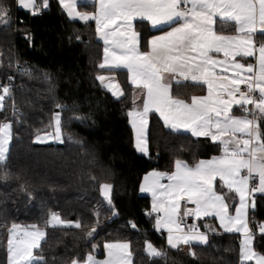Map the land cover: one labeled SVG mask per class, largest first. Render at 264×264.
<instances>
[{"label":"trees","instance_id":"16d2710c","mask_svg":"<svg viewBox=\"0 0 264 264\" xmlns=\"http://www.w3.org/2000/svg\"><path fill=\"white\" fill-rule=\"evenodd\" d=\"M8 3L11 24L0 27V84H8L12 78L11 95L0 110V124L11 121L7 159L0 163V264H5V233L12 224L45 230L41 247L34 251L44 261L33 264H70L73 258L82 261L90 252L102 257L104 244L111 241L130 242L132 264H241L238 234L209 232L207 244L191 246L195 256L189 250L168 247L164 233L154 229L155 219L145 215L150 197L139 192L146 172L170 173L177 158L193 165L219 155L220 143L190 133H171L152 113L150 153H138L128 119L133 91L126 75L115 72L123 89L120 99L96 79L103 69L102 43L95 24L69 19L57 0H48V7L35 15L17 8L15 0ZM38 3L42 5L43 0ZM224 30L233 32L234 28ZM155 32L147 29L144 36ZM44 73L50 74L54 92H49ZM197 88L172 83L171 93L189 99ZM57 103L66 109L61 113V142L36 143L37 135L53 130ZM12 104L20 109L19 115L11 114ZM232 112L245 114L237 109ZM259 123L264 130V121ZM101 184L112 185L111 207L101 195ZM253 202L249 221L254 249L264 253V238L256 233V225L264 222V194L253 195ZM97 209L99 226L89 239L85 234L96 225ZM53 214L63 221H82V228L50 226ZM130 221L137 225L135 229ZM201 223L197 220V228L205 231ZM145 241L165 255H147ZM93 244L97 246L94 251Z\"/></svg>","mask_w":264,"mask_h":264},{"label":"snow or ice","instance_id":"6c2138e0","mask_svg":"<svg viewBox=\"0 0 264 264\" xmlns=\"http://www.w3.org/2000/svg\"><path fill=\"white\" fill-rule=\"evenodd\" d=\"M15 3L17 8L33 15L48 7V0H43L42 5L37 0H15ZM60 4L70 18L95 21L96 34L105 45L104 62L100 67H107L108 71L126 68L130 84L142 93L137 95L134 91L133 110L128 112L130 117L134 112L136 114V119L130 120V123L134 130L133 147L137 152L150 153L149 115L153 112L158 114L164 128L170 129L171 133L179 134L184 129L193 137H207L214 143H220V156L201 159L194 165L177 158L172 172L158 173L153 170L145 175L144 179L149 183L141 184V192H151L153 197L151 209L145 215L151 217L156 213L155 226L157 230L161 226L167 229L170 248L189 245V254L195 256L191 251L192 242L205 244L207 231H215L205 226L206 231L200 232L195 225L181 231L178 224L181 210L184 217L214 215L224 231L243 233L241 264L252 260L255 264H264V253L255 251L251 246L254 233L247 219L249 193H264V130L259 123L264 121V43L257 45L253 39L258 29L264 34V0H94L95 12L91 13L76 11L75 0H60ZM11 11L8 0H0V27L10 26ZM217 16L222 21H234L236 34H218L214 29ZM165 28L168 30L165 31ZM147 29L157 30L160 34L145 37ZM76 39L81 42L80 36ZM213 52L223 53L225 59L214 58L210 55ZM257 52V66L236 59L254 56ZM218 65L222 73L231 70V76L221 79L215 72ZM177 74L185 80H203L208 85V95L192 96L191 103L174 96L170 88ZM43 78L49 83V92H54L55 85L50 74L44 73ZM96 79L104 84L106 78L98 75ZM11 80L9 77V83L0 89V108L11 95ZM105 87L113 97L122 98L123 92L118 85L109 83ZM137 100H142V109ZM233 105L242 109L245 115H232L230 110ZM56 108L59 111L52 115L58 138L62 127L61 113L66 109L60 103L56 104ZM13 113L16 114L15 104ZM10 129L11 122L0 124V163L7 159L5 136L10 137ZM237 132L240 137L234 135ZM161 176H167L170 183L161 185ZM255 177H258L259 183L250 185L249 181ZM100 189L111 207L112 185L101 184ZM231 193L239 198L235 205L229 203L234 198ZM189 204L194 207L189 208ZM232 207H235L234 215L231 214ZM251 207L255 208L254 202ZM161 212L163 215H160ZM94 215L97 217L96 225L85 234L89 239L94 238L99 226V209ZM52 219L60 225L74 224L76 228H82V221L79 220L63 221L57 214H53L49 223ZM129 223L133 229L137 227L134 222ZM16 227L12 226L13 229ZM256 228L264 238V222L257 224ZM44 237L45 233L37 229L26 232L22 242L14 245L10 230L7 264L44 261L43 256L35 257L32 252L41 247ZM96 247L92 245L93 251ZM129 248L130 242L127 241L106 242L104 260H97L90 252L82 261L77 257L70 264H131ZM145 252L150 257L165 255L149 241H145Z\"/></svg>","mask_w":264,"mask_h":264},{"label":"crops","instance_id":"0c3cea01","mask_svg":"<svg viewBox=\"0 0 264 264\" xmlns=\"http://www.w3.org/2000/svg\"><path fill=\"white\" fill-rule=\"evenodd\" d=\"M58 1V3L60 4V0H57ZM37 2H38V0H37ZM75 2H76V11H78V12H95V4H94V0H75ZM39 4V3H38ZM61 5V4H60ZM89 5H92L93 6V8L92 9H85V8H83V7H87V6H89ZM62 7V6H61ZM22 9V8H21ZM62 9H63V11L65 12V14L67 15V12H66V10L62 7ZM68 16V15H67ZM68 18L69 19H71V20H75V21H79V22H84V21H81V20H79V19H77V18H70L69 16H68ZM215 19H216V24L214 25V29H215V31L218 33V34H224V35H235L236 33H235V22L234 21H231V20H227V19H225V20H221L220 19V17L219 16H217V17H215ZM87 22H92V23H94L95 24V27H96V23H95V21L94 20H89V21H87ZM219 24V28H220V30H218L217 29V25ZM233 26V28H234V31L233 32H226V30H224V29H228L230 26ZM223 27V28H222ZM151 30H153V29H151ZM165 31H167L168 29L167 28H165L164 29ZM223 30V31H222ZM154 31H156L153 35H159L160 34V32L159 31H157V30H154ZM98 37V36H97ZM111 38V37H110ZM255 41L256 40H261V41H263L264 42V34H261L260 32H259V29L257 30V34L254 36V38H253ZM98 40H100V42L102 43V60H101V63H103L104 62V41L101 39V38H99L98 37ZM141 50L143 51L144 49L143 48H141ZM210 55H212L214 58H216V59H219V60H224L225 59V57H224V55H223V53H215V52H213V53H210ZM259 55V53L257 52L254 56H250V57H243V58H241V57H236V59H239L240 60V62L241 63H249V64H252V65H254V66H257V56ZM229 59H231V57H229ZM100 63V64H101ZM101 68V67H100ZM101 69H103V72H101L100 74H99V76H104L106 79H105V82H104V84H102L101 83V81H99L98 80V82H99V84L103 87V88H105L107 91H109L108 90V88L107 87H105V85L106 84H109V83H111L113 86H119V88H120V90L123 92V89H122V86H121V84H120V80H119V77L117 76V74L115 73V72H122V73H124L125 75H126V78H127V81H128V83L130 84V82H129V80H128V72H127V69L126 68H120V69H117L116 71H108L107 70V67H105V68H101ZM215 72L217 73V74H219V76H220V78L221 79H223L225 76H231V70H229V72L228 73H222L221 72V69H220V66L218 65L217 66V68L215 69ZM177 80L179 81V83L180 84H184V83H189V84H193V85H195V86H197L198 88L197 89H199V91H197L196 93H194V94H192L191 96H190V98L189 99H184V98H180V97H177V98H180V99H184L185 100V102L186 103H191V97L192 96H200V97H204V96H207L208 95V85L206 84V83H204L203 82V80H200V81H192L190 78L189 79H187V80H185V79H183L182 77H179V75L177 74V79H174V80H172V82H171V85H172V83H178L177 82ZM131 85V84H130ZM131 87H132V91H133V94H134V91H136V94L137 95H142V93L141 92H139L138 90H134V88H133V86L131 85ZM215 91V90H214ZM110 92V91H109ZM170 92H171V88H170ZM111 93V92H110ZM0 94H2V93H0ZM137 103L139 104V106H140V108L142 109V100H137ZM249 107H251V106H249ZM2 108H0V110H1ZM233 109H237V110H240V111H243L242 109H240L238 106H236V105H233V107H232V109L230 110L231 111V114L232 115H234V116H244L245 114H235V113H233L232 112V110ZM130 110H133V103H132V107L128 110V112L130 111ZM154 113V112H153ZM152 113H150V115H151ZM154 114H156V113H154ZM150 115H149V117H150ZM157 116H158V114H156ZM159 117V116H158ZM249 118H251V116H249ZM128 119H129V123H130V120H135L136 119V114H135V112H134V114H133V116L132 117H130L129 115H128ZM163 123V122H162ZM130 126H131V128H132V131H133V144H134V130H133V127H132V124L130 123ZM54 131L56 130V133L54 132L53 134V138H51L52 139V141L53 142H49L50 141V139L49 138H47L46 137V139H44L43 140V142L42 143H45V144H48V143H59V142H61V134L59 133V137L57 138V128H56V124H55V122H54ZM180 132H184V133H190V132H188V131H186V130H184V129H181V131ZM191 134V133H190ZM235 136H237V137H240L241 136V134L240 133H235L234 134ZM230 137H225V139H229ZM243 139H246L247 137H242ZM5 139H6V147H7V153H6V156H7V154H8V150H9V146H10V140H11V129H10V137L9 136H5ZM216 142H219V141H216ZM139 153V152H138ZM140 154H143V153H140ZM143 155H145V154H143ZM220 155H222V152L219 154V155H215V156H220ZM213 157V156H212ZM212 157H209V158H206V159H203V160H208V159H211ZM189 165V164H188ZM194 165V164H193ZM174 170V169H173ZM172 170V171H173ZM153 170H150V171H148V172H146L144 175H143V177H142V179H141V182H140V186H139V192H140V194H142V195H147V196H149L150 197V209H151V206H152V202H153V197H152V194H151V192H148V191H145V192H141V184L143 183V184H145V185H147L148 183H149V181H146L144 178H145V175L147 174V173H150V172H152ZM156 172H158V173H166V172H163V171H159V170H155ZM151 179V178H150ZM159 183L161 184V185H168L169 183H170V181L168 180V178H167V176H161L160 178H159ZM249 183H250V185H255V184H258L259 183V179H258V177H255L254 179H252V180H250L249 181ZM255 194H264V193H261V192H250L249 193V195H248V201H249V208H248V211H247V219H248V221H249V211H250V208H251V204H252V199H253V195H255ZM231 196H233L234 198L233 199H231L230 201H229V203H231V204H233V205H235L236 203H238L239 202V198L238 197H236L235 196V194L234 193H231L230 194ZM166 199V201H167V198H165ZM149 209V210H150ZM231 214H235V207H232V209H231ZM160 215H163V213L161 212L160 213ZM208 219H211L212 220V222H209V224H213V225H216V227H217V230H215V231H220V232H223V233H231V234H238V235H240V245H241V242H242V240L244 239V235H243V233H241V232H236V231H233V232H226V231H224V229L223 228H221L220 227V224H219V221L215 218V216L213 215V216H209V217H197V220L198 221H203V220H208ZM156 219H155V222H154V229H155V231L156 232H160V233H164V235H165V240H166V244H167V246L168 247H170L169 245H168V243H167V239H168V231H167V229L165 228V227H163V226H161L160 228H159V230H157V228H156ZM201 226H203L204 227V224L203 223H201ZM249 227L251 228V225H250V221H249ZM204 229H205V231H206V228L204 227ZM252 229V228H251ZM173 230L175 231V226H173ZM198 230L200 231V232H205V231H203V230H201V228H198ZM209 232H211V231H207V236H208V233ZM213 232V231H212ZM253 233H254V231H253ZM256 233H258V234H260V232L258 231V229H257V232ZM176 234H179V233H176ZM209 240V239H208ZM111 242H115V241H111ZM254 235H253V240H252V244H251V246L254 248ZM193 244H200V245H205V244H201V243H199V242H196V241H193L192 242V244H191V246L193 245ZM178 248H180V249H182L183 251H185L184 249H186L187 248V250H189V245H183V244H181V245H179L178 246ZM103 250H104V246H103ZM255 250V249H254ZM129 251H130V249H129ZM256 251V250H255ZM258 252V251H257ZM131 253V252H130ZM105 250H104V255L102 256V257H97V256H95V258L97 259V260H104L105 259ZM245 262H251V263H253V264H255V260H252V261H245ZM131 264H132V255H131Z\"/></svg>","mask_w":264,"mask_h":264},{"label":"rangeland","instance_id":"374dc122","mask_svg":"<svg viewBox=\"0 0 264 264\" xmlns=\"http://www.w3.org/2000/svg\"><path fill=\"white\" fill-rule=\"evenodd\" d=\"M56 133V130L54 131V129L51 131V132H48V133H42V134H39L36 136L35 138V142L36 143H42L44 139L49 138L50 141L49 142H53L51 138H53V133ZM102 195V194H101ZM103 197V196H102ZM203 224H204V227L205 226H209L210 228L212 229H215L217 230V227L216 225H213V224H209V222L203 220ZM15 225V224H12L8 227V229L6 230V233H5V246H6V252H5V264H7V248H8V238H9V234H10V230H11V234H12V237H13V244L14 245H17L19 243L22 242L23 240V237H24V234L26 232H31V231H35L37 229H39L40 231H43L45 233V230L43 228H38V227H34V226H19V225H16L17 227L15 229L12 228V226ZM50 226H66V227H75L74 224L73 225H60L59 222H57L56 220L52 219L51 220V223H49ZM206 228V227H205ZM44 239V238H43ZM42 239V240H43ZM41 240V241H42ZM209 240H207V243H208ZM205 243V244H207ZM185 251L187 250L184 249ZM34 251L35 249L32 250L33 252V256H35L34 254ZM37 257V256H35ZM35 261V260H34Z\"/></svg>","mask_w":264,"mask_h":264},{"label":"built area","instance_id":"2783aa9c","mask_svg":"<svg viewBox=\"0 0 264 264\" xmlns=\"http://www.w3.org/2000/svg\"><path fill=\"white\" fill-rule=\"evenodd\" d=\"M42 9V8H41ZM257 45H259L260 43H264L263 41L261 40H256L255 41ZM4 84H0V89H2V86ZM243 87V86H242ZM11 114L14 115L13 113V104L11 105ZM20 114V109L16 106V114L15 115H19ZM8 122H11V121H4L3 123H8ZM189 208H193L194 205H188ZM179 216H180V220H178V224H179V227L181 229V231H186L187 228H189L190 226L192 225H195L197 227V217H192V216H189V217H184L183 216V211L181 210V212L179 213ZM152 218L156 219V213H153V215L151 216ZM198 229V228H197ZM253 231V230H252Z\"/></svg>","mask_w":264,"mask_h":264}]
</instances>
